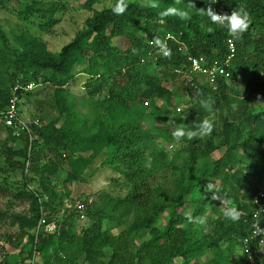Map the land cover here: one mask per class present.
<instances>
[{
    "label": "trees",
    "instance_id": "1",
    "mask_svg": "<svg viewBox=\"0 0 264 264\" xmlns=\"http://www.w3.org/2000/svg\"><path fill=\"white\" fill-rule=\"evenodd\" d=\"M8 1L0 0V10ZM80 1L20 4L15 13L28 28L12 38L0 25V115L14 96L20 115L22 100L32 93L25 89L32 84L52 89L50 107L57 113L33 119L40 126L29 125L32 141L0 123L7 133L0 148V196L29 204L27 216H10L18 226L15 245L27 241L20 255L31 259L36 253L42 264H232L230 254L242 250V240L251 234L252 200L264 191L258 188L264 181V0L220 1L222 14L249 13V28L239 38L207 17L209 0H158L155 9L146 6L147 0H126L123 15L112 11L117 0L101 11L94 10L100 0ZM74 4L91 16L68 43L51 51L36 31L51 33L56 17L74 11ZM169 6L188 11L190 19L161 21L159 13ZM153 37L166 41L169 57L150 46ZM230 37L236 55L227 76L215 86L200 74L189 82L188 58H204L208 65L222 61ZM79 75L87 77L91 108L85 115L68 90ZM201 99L211 101L210 109L201 106ZM180 106L185 110L177 113ZM205 118L214 122L212 134L180 138L178 156L167 162L156 138L171 142L179 127L194 130ZM100 160L101 168L120 174L125 190L116 198L100 194L86 207L81 202L72 209L79 200L74 184ZM66 165L70 171L58 182ZM167 170L172 171L170 188L157 179ZM14 174L21 175L20 181ZM212 191L238 208L241 220L222 214L214 232L200 238L184 213L190 206L195 218L219 206L222 201L212 199ZM117 212L120 217L114 218ZM4 215L0 212V220ZM126 216H132L130 224ZM42 217L56 229H43L37 238ZM81 220L89 225L79 231ZM108 220L124 230L112 235L113 227L104 225ZM207 254L210 259L200 262ZM5 263L15 264L8 258ZM239 264L252 262L243 253ZM253 264H264V250L253 256Z\"/></svg>",
    "mask_w": 264,
    "mask_h": 264
},
{
    "label": "rangeland",
    "instance_id": "2",
    "mask_svg": "<svg viewBox=\"0 0 264 264\" xmlns=\"http://www.w3.org/2000/svg\"><path fill=\"white\" fill-rule=\"evenodd\" d=\"M32 1L33 0H9L7 3V9L4 8L0 10V25L4 28V30L8 33L11 38L27 30V23L23 22L20 17L16 15L15 12L19 8L20 4H29ZM85 1L86 0H81L79 4H83ZM114 1L115 0H100V2L95 4L94 10L101 11L105 8H110L113 5ZM70 2L74 3V0H70ZM79 4H74V11H66L63 14H60L59 17H56L57 23L54 25V28L51 33L47 34L42 33L41 31H36V35L40 36L43 40L46 41L51 51H58L63 45H65V43H68L79 30L83 29L86 19L91 16L90 12L80 9ZM10 10H13L14 12ZM31 30L35 31V28L32 27ZM86 81L87 77L85 75H79L68 86V90L71 93V100L76 104V110L81 115H85L86 113H88V110L91 108V105L89 104L90 98L87 95L86 90L84 89V84ZM245 86V80H241L238 84V88H240L241 92L246 89ZM52 93L53 91L49 86H44L41 88L34 89L28 98H24L21 103L22 106L20 111V115L24 119V121L31 123L33 122V119H39L38 116L40 114L43 115L46 112H49L48 114L51 117L57 116L56 111H54L50 107V99ZM99 97V99L102 98L101 96ZM39 102H43V104L41 105L39 104ZM180 107H182V112H184V107ZM173 120L174 116L171 117L168 124H173ZM160 122L161 123L159 124L165 125L167 120H160ZM6 139V130L4 127L0 126V148L2 144L6 141ZM180 141V138H174V140L171 142H167L161 138H156L155 144L157 147H160L165 151L167 155V162H171L178 156L181 150ZM216 155L221 156V153L217 152ZM100 165L101 160L97 161L96 164L91 166V168L83 176L81 183L74 184L73 189L78 190L76 196L79 197V200L74 202V204L72 203V209L78 207L81 202H85L84 204L86 207L88 203L90 204L100 194H103L104 196L110 195L116 198L118 195L123 193V190H125L123 180L120 174H118L111 168H101ZM69 171L70 170L66 165L63 168V171L58 176V182H62L66 178L67 172ZM171 174V170H167L161 173L157 178L159 180L158 183H162L163 186L170 188V181L172 180ZM13 179H15L16 181H20L21 175L14 174ZM263 186L264 181L258 185V188L263 190ZM30 188L32 190H36L35 188H37V186L35 184H32ZM45 200H47L46 197ZM68 203L69 201L63 203L64 208L68 206ZM224 207L225 205L221 203L214 209L207 208V212L205 214V216L207 217V224L203 226L193 224L194 229L200 238L209 236L214 232L217 227V221L220 219ZM0 212L5 214L4 219L0 220V239H2V244L0 247V264H6L5 258H8L9 261L14 262L15 264H24L25 262V264H28L30 259L27 258V254H24L22 256L20 255L23 246L26 245L27 241L23 240V242L19 243L18 246L15 245L18 242V226L14 225L11 222L10 216L13 212L27 216L29 214V204L26 202L15 200L14 197L6 198L0 196ZM188 213H191L192 215V210L190 206L184 214L186 215ZM113 216L114 218L120 217V212L114 213ZM60 217V219L62 220L63 217L61 215ZM124 220L127 224H130L132 221V216H126ZM78 225V230L80 231L81 227L89 225V221L81 220L79 221ZM104 225L106 227H113V229L111 230L112 235L119 234L125 228V226L115 227V224L113 222H110L109 220L108 222L105 221ZM48 230L54 231L55 224H50ZM2 247L4 249H2ZM107 253H110V251L108 250ZM230 257L232 259V264H239L243 257V252L241 248H238L236 252H232L230 254ZM208 259H210L209 254H207V256L202 257L200 259V262L205 263ZM177 262L181 264V261ZM35 264H42L40 255H38Z\"/></svg>",
    "mask_w": 264,
    "mask_h": 264
},
{
    "label": "clouds",
    "instance_id": "3",
    "mask_svg": "<svg viewBox=\"0 0 264 264\" xmlns=\"http://www.w3.org/2000/svg\"><path fill=\"white\" fill-rule=\"evenodd\" d=\"M216 3V0H211V4ZM146 6L152 9L159 7L158 0H147ZM127 10V3L126 0H117V3L112 8V11L116 15H123ZM207 17L211 20L212 23L217 24L223 28H226L233 37L239 38L247 29L249 28L250 18L249 13L247 11H233L230 15L228 14H218L212 7L209 5L206 10H204ZM161 21L164 18L169 16L179 17L181 20L190 19L188 11L177 8L175 6H169L165 8L163 11L159 13ZM150 43L160 50V52L164 56H170L171 50L168 48L166 41L162 40L159 37H153ZM133 52L136 49L132 50ZM200 104L205 109H210L211 101L201 99ZM236 105H233L235 108ZM214 130V122L208 118L203 119L198 125H196L194 130H187L184 126L179 127L174 133V138H182L187 137L188 139H193L196 137L203 138L206 136H210ZM212 185H208V189H211ZM212 199H219L222 201V204L225 205L223 210V216L231 220L232 222H239L241 220L242 213L236 207H229L228 205L231 203L229 200L222 198L218 193L212 191ZM187 219L190 223L198 224V225H206L207 224V217L206 216H199L193 217L191 213L186 214ZM261 222L255 221L252 225V235L254 238L260 236V243L264 246V228L260 227ZM264 250V248H262Z\"/></svg>",
    "mask_w": 264,
    "mask_h": 264
},
{
    "label": "built area",
    "instance_id": "4",
    "mask_svg": "<svg viewBox=\"0 0 264 264\" xmlns=\"http://www.w3.org/2000/svg\"><path fill=\"white\" fill-rule=\"evenodd\" d=\"M209 1L211 2V0ZM220 1L222 0H216V3L212 4V8L218 14H222L221 11H219ZM170 39L172 38L171 37L167 38V40H170ZM150 46L154 47L151 43H150ZM227 49H228V54L222 61H215L213 64H210V65L206 63L204 58L189 57L188 61L190 63V66H189V71L187 73V78H188L187 80L190 82L192 80V76L200 74V75L207 76L211 84L215 86L219 78H224L227 76V70L230 67V64L232 63L233 59L235 58L236 43H235L234 38L230 37L227 40ZM165 57H169V56H165ZM176 72L179 74L182 73L181 70H177ZM35 88L36 86L32 84V85H29L25 90L33 91ZM17 103H18V98L14 96L10 100L9 110L0 115V123L7 127L12 128L15 131L14 133L15 135L21 136V134L24 133L25 135L28 136L30 141H32L33 137H32L29 125L34 124L35 126H40V122L38 120L33 121L31 123L24 121V119L19 115ZM177 112L181 113L182 107L177 108ZM252 204L256 208V211L254 212V215L252 216L251 228L255 221L261 222V220L264 218V191H261L256 196H254L252 200ZM49 225H47L46 219L42 217L40 219L38 227L35 229L36 237L38 238L39 234L41 233L43 229L49 233L54 232V231L48 230ZM260 227L264 228V225L261 223ZM252 232H253V229L251 230V234L242 240V251L248 256V259L253 264V256L255 254L260 253L262 251V248H264V246H262L260 243L261 237L257 236L256 238H254L252 235ZM37 258H38V254L34 253L33 257L29 260L28 264H35Z\"/></svg>",
    "mask_w": 264,
    "mask_h": 264
}]
</instances>
